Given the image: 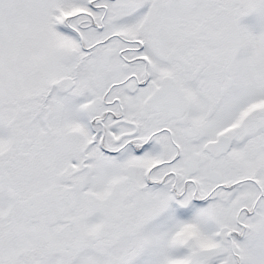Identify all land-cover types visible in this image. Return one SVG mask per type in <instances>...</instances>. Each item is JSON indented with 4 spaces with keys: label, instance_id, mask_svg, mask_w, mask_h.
Listing matches in <instances>:
<instances>
[{
    "label": "snow or ice",
    "instance_id": "obj_1",
    "mask_svg": "<svg viewBox=\"0 0 264 264\" xmlns=\"http://www.w3.org/2000/svg\"><path fill=\"white\" fill-rule=\"evenodd\" d=\"M0 264H264V0H0Z\"/></svg>",
    "mask_w": 264,
    "mask_h": 264
}]
</instances>
